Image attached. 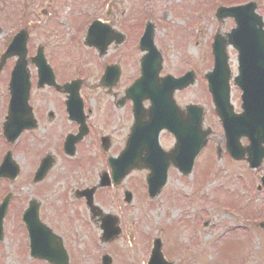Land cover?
<instances>
[{"label":"rangeland","instance_id":"374dc122","mask_svg":"<svg viewBox=\"0 0 264 264\" xmlns=\"http://www.w3.org/2000/svg\"><path fill=\"white\" fill-rule=\"evenodd\" d=\"M77 1L87 2L86 0ZM109 1L99 0L98 9L102 16H105L108 10ZM127 1L122 0L120 3L115 4L114 8H111L110 21H118L117 19L122 14L129 12L125 9L128 6L131 8L132 0ZM155 1L152 8L155 12H151L157 13L156 15L160 18V26L155 29L154 40L156 45L159 46L160 44V49L166 59L162 65L161 73L176 75L180 71L188 69L186 64H189L195 71L199 85H194L183 92L177 93V98L182 101V105L184 103H194L206 109L205 123L214 130L210 141L212 145L209 143L197 157L193 170L194 176L189 175L183 179L176 170L170 168L165 189L151 203L147 202L144 193L143 182L146 171L136 172L133 175L134 179L130 177L122 185V191H124V187L132 191L129 186L131 183V187L133 186L134 189V193H132L136 196V201L132 202L127 210L123 205L122 209L118 208V210H121L123 221L133 222L135 226L127 224L128 230L132 227V230L128 231L130 236L125 232L127 230L124 226L125 233L120 235L118 242L113 243L118 256L114 258V264H146L155 236L160 238L163 256L169 261L181 259L180 264H244L248 261L247 264H264V230L259 227L260 223H264V194L261 196L252 195L255 193V176L258 177L264 173V162L263 167L261 166L254 172L256 174L254 176L244 163L234 162L227 155H224L221 161L218 162L213 149L219 146L223 147V134L217 119L213 118V114L208 113V111L211 112L212 106L210 100L205 96L203 76L212 64L210 45L213 36L211 33L218 27V21L212 15V11L215 6L220 4L221 0ZM260 2L261 9L259 11L264 16V0H260ZM25 3L26 0H0V21L3 25L2 28L4 27L1 28L0 32L1 51L8 36L15 30L13 28L19 18V12L23 11ZM46 6L47 0H37L35 3L34 18L38 21L36 23L38 28H31V34L35 32L32 38V46L41 43V36L45 33H49L51 39L50 33L53 32L44 29L41 15L42 8H46ZM65 10L62 12V18H65ZM89 11H93V8H88L87 12ZM161 16H163V19H161ZM128 18H131V16H128ZM231 26L232 21L230 20H224L220 24L221 29L226 28L227 31ZM58 27L57 22L51 21L50 29ZM36 33L41 35L37 36ZM61 35L66 41L63 47L75 49L69 43L71 33L68 35L64 32ZM50 41L52 42L53 39ZM177 41L180 44H177ZM228 53L230 68L235 69L236 54L230 48ZM62 54L67 64L74 60L79 61L75 50L71 54H67L64 50ZM235 71L236 69L234 73H236ZM131 75L132 72H129L127 77ZM7 76L8 72L0 82V122L4 111V81H6ZM37 95L38 92H36ZM53 100L56 101V98H53ZM235 103L236 99L234 98L233 104L235 105ZM119 116L120 114H115V118ZM43 127L47 126L42 125L39 128L40 130L36 132L40 136L44 133L42 132ZM110 129L111 137H114V141H117L119 135L123 133L120 124L116 129L114 127ZM44 142L48 144L46 140ZM162 143L170 146L172 140L165 135ZM50 145L54 147L56 143L52 141ZM38 153L36 152L32 158H29L28 162L34 161ZM20 158H23V156H20ZM98 166L100 167V165ZM30 167L31 164H27L23 172L27 173ZM57 171L59 175L70 174L61 164L57 166ZM55 180L57 179L55 178ZM15 182L8 184L7 189L13 190L15 188L16 202L14 206L20 207L19 195L25 200L31 195L32 190L27 186L17 190ZM50 183L53 184L52 181ZM81 184H85L84 178L81 182H76L74 186ZM57 186V191L54 192L55 198L64 189L62 181H58ZM107 191L98 193L99 198L103 197L101 202L104 208L108 206L109 209H117L115 202L109 205L110 195L106 194ZM122 191H116L120 194L121 199H123ZM112 195H114L113 192H111ZM116 200L120 201L117 195ZM120 202L123 203V201ZM261 202L262 204H260ZM59 203L58 201L56 204ZM100 207L103 209L101 205ZM18 215V211L12 208L6 217L3 241L0 242V264H13L15 261L18 262L19 257L28 258L29 256L27 254L28 239L21 232ZM233 216L237 220L232 218ZM209 221L211 223L206 226ZM234 223L236 226H233ZM214 234L215 236L210 240ZM70 236L71 248L78 252V254L76 253L78 256L77 264H98L95 255L88 253L89 256L80 258V252L78 251L83 248L84 239L88 238L86 252H94V248L99 246L98 235L94 233L90 237L88 227H83L82 230L73 227ZM110 247L112 248V246H109L105 249L107 248L110 251ZM22 263L25 264L24 261Z\"/></svg>","mask_w":264,"mask_h":264},{"label":"flooded vegetation","instance_id":"af4514ba","mask_svg":"<svg viewBox=\"0 0 264 264\" xmlns=\"http://www.w3.org/2000/svg\"><path fill=\"white\" fill-rule=\"evenodd\" d=\"M69 1L74 2L75 0ZM64 5L65 2H63L62 0H48L46 8L48 12H50V18L56 21L60 17V11L64 7ZM73 5L77 8L78 12H81V4L74 2ZM115 6L116 5H112L111 8H114ZM30 8H34L33 3L30 4ZM75 14H77L75 10L70 12L58 28L52 29L54 30L52 35V43H56V45L58 46L61 45L60 48H57L59 49V51L57 50L55 53V63L57 64L59 72L63 75V78L57 79V84H59L60 86L64 85L65 83L70 81H68V79L71 76H85L92 81H97L98 79L100 80L107 66H117L121 64L122 66H125L127 68L132 65L133 59L130 54L132 52L131 43L134 42L135 25L130 20L117 19L118 21L112 22L109 20L112 15L110 10L106 11L105 16H102L100 13H92V19L89 22L100 21L107 25L97 24L91 28L89 25L86 29V26L88 25V15ZM73 15H75L73 17V20H76L79 23L77 25V28H72L71 25L70 19ZM29 17L31 19L34 18V14L30 13ZM83 23H86L85 26H82ZM34 27L35 26L31 24L30 31L31 28ZM120 27L125 33V37L123 36V41L121 43H119L120 37L118 32L120 30ZM80 30H82V35L78 40V36L81 33ZM60 32H66L68 33V35L71 33L69 37V43L73 45L75 49L65 48L62 46L66 44V41L63 39ZM86 34L88 35V37L86 36ZM37 48L38 47H31L30 53L28 54L27 58L28 66L30 68V81L31 83L34 82L35 84L43 74V72L40 70V64L37 65L36 62H34L33 64L30 62V58H33L37 55ZM64 50L67 54H71L75 50L78 54V59H82L83 63L71 62L67 64L66 61H64V55L62 54V51ZM48 51L50 50L48 49ZM81 67L83 69L82 72H75L79 71ZM71 70L75 71L70 72ZM81 79L84 80L83 78ZM87 81L88 80L86 79L82 81L81 84L80 93H82L83 90H86V92H88L86 94L82 93V104L78 99L74 97L73 94H65L62 92V90L56 91L53 88L37 90L39 93H42L44 91L50 92V95H40V97H37L32 101L31 91L30 104L33 107L34 115L36 113L35 119L38 124H40V127L42 125L47 126L45 131H43V135H45V140L48 142V145H50V142L54 141L56 143L55 148H58L59 152L60 150L62 152V145H64L65 142L68 145L71 144L72 139L70 141L65 140L68 135L70 137L72 134H77L78 132L82 134V140L80 139L77 145H81V155L77 157V153L76 156L72 158L63 156V160L66 163L64 164V169L71 170L72 168L83 167L84 171L88 173V175L92 176L90 184L92 187L94 185V182L96 183V179L102 171V168H99V173L97 170L99 160L102 165V160L104 159V152L101 144V139L104 136L99 132L97 123L100 119L102 120L111 118V114L116 108L120 96L118 91L115 90L118 87V83H116L114 88H112L111 90L102 87L92 90L86 87ZM100 89H102L104 93H101L99 95L92 93L98 92ZM53 98H56V101H54ZM85 100H87L89 104L92 105L95 109L93 115L95 123L93 125H89V123L85 121L88 128V134L86 135H84L85 132L83 129V122H81L80 117L81 107H83V103L85 104ZM44 109H46L47 111ZM6 111L7 105L5 106V110L3 111V116H6ZM23 114H25V116H23ZM71 117H73L74 119H72ZM14 121L16 122L18 127L23 124H29L31 122V119L27 115L26 110H24L16 114ZM37 131L38 128L33 132ZM24 132L28 133L30 132V130H25ZM104 140L105 141L103 142V144L105 145L112 143L111 133L109 130L107 131ZM59 144L61 145V147ZM57 177L60 180L66 182V174H60L57 175Z\"/></svg>","mask_w":264,"mask_h":264},{"label":"water","instance_id":"95a60500","mask_svg":"<svg viewBox=\"0 0 264 264\" xmlns=\"http://www.w3.org/2000/svg\"><path fill=\"white\" fill-rule=\"evenodd\" d=\"M236 21H237V27L236 29H234L230 35V38L228 39V42L234 44V46H236V48L239 50L240 56H241V62L244 61L243 64L247 63L246 65L242 66V68L240 69V72H243V77L245 78V73H248V77H252L249 80H246V83L242 86L246 87V96L245 98H254V99H258L261 102H264V99L262 98L261 94H257V96H252V94H250L249 92H252L250 90V83L255 84L256 80L258 79V77L261 79V83L264 84V68H254V64L259 63L260 66H264V32H262L261 30V20L260 18L255 17L254 18V22L251 24V21H249L248 18H243L240 17L238 14H234ZM253 16V15H252ZM252 25V29H254V35H252V39L250 38V34H249V25ZM248 28V29H247ZM256 41V42H255ZM225 41H221L218 44V48L219 51H215V54L217 52V54H219V57L217 59L218 63H216V69H214V75L210 74V77L212 79V81H210V85H209V90L211 91L212 95H213V99L214 102L216 104L217 107V111L219 112V110H221L222 108H220V106H222V104L226 105V117L230 118V115L228 114V110L229 106L228 105V85H227V79H228V72H226V56H225ZM217 48V49H218ZM246 54V55H245ZM153 57H155V61L157 62L158 60L156 59L157 55L152 53L150 55H148V59H152ZM148 59H147V63H148ZM247 59V60H246ZM248 63H251L252 68H249L247 65ZM146 70H144L142 72V77L140 78V81L138 83V87L140 89H142V91H144V93L146 95H150L151 97L157 98L158 97V102L156 105V108L153 107L154 111V116L156 118H159V114H161V118L162 120L166 121L164 122V126H166L167 128H169L170 131H172L176 138H177V147L167 153L164 154L162 153V163L164 164L163 168H166V165L170 162V161H174L176 158H180L181 157V139L182 137H185L188 139V136L190 137L192 135V137L195 139V146L193 148L192 152H188V150H186V153H189V158L192 160L193 157L195 156V154L200 150L201 147H203L205 145L206 142V131H202L201 130V116L198 115V120L195 122L194 120H191L190 118H186L182 113H178L179 111L177 110V108L174 107L173 105V101H172V92L173 90H175V88H183V85L181 84V81H175V85H173L172 87H170L169 89H167L166 83L161 84L160 86L157 84L156 82V78H157V72L159 70V66L154 68H145ZM222 71L223 74L221 76V81L218 78V72ZM241 74V73H240ZM240 76H238V78L236 79V81H238V83L243 84L240 80ZM191 78V77H190ZM168 79V78H166ZM171 80V79H170ZM189 80V77H188ZM160 81H158L159 83ZM174 83V81H171ZM161 83V82H160ZM223 83V85H222ZM186 84H189V81H186ZM136 87V91L137 88ZM140 92V91H139ZM20 91L17 90V88H15L12 91V95L13 97L11 98V103L12 102H20ZM136 96H139V93H135ZM16 96V99H15ZM222 111V110H221ZM190 114H188L187 116H189ZM174 117V122H171ZM264 123V120H261L260 123L256 124L257 126H259L258 128H254V132H255V137L257 141H260V136H261V132L259 131L260 126H262V124ZM163 126V125H162ZM237 128H234L233 130L235 131ZM251 129V128H250ZM137 134V133H136ZM241 135H247V133L243 132V131H239L237 132L234 137H233V146H234V151L235 153L238 155L239 152V145H238V137ZM186 139V140H187ZM197 139V140H196ZM185 140V141H186ZM184 141V142H185ZM182 142V143H184ZM148 151V149L146 150V152ZM184 153V154H186ZM264 154V150L260 152L259 156L257 158H260L261 156H263ZM141 158V157H140ZM185 159V156H184ZM120 163V162H119ZM121 164V163H120ZM119 164V167H120ZM149 164V163H148ZM149 166V165H148ZM160 166V163H158V167ZM191 167V163L188 164V167L185 168V170L183 171L184 173H188ZM154 168V167H153ZM155 169V168H154ZM159 170V169H158ZM157 171V169H156ZM157 174V173H156ZM155 177V175H154ZM155 180V179H154ZM162 185V182L158 183L156 186L157 190L158 188H160ZM152 186H153V181H152ZM26 223L28 224V222H31L33 224H37V222L35 220H33L31 218V215L26 217L25 219ZM111 231H113L112 229H110ZM34 231V230H33ZM115 231V230H114ZM32 232V231H30ZM39 232V229H38ZM32 235V234H31ZM114 236V234L112 233V237ZM112 237H110V239H112ZM45 241L48 244V247H50L49 244V240L45 239ZM37 245H34V247H36ZM40 249H36L34 251H39ZM55 252V251H53ZM57 254H60L58 252H56ZM44 257H47L46 255H44ZM48 259H50L51 261H57L55 260L53 257L49 256ZM65 258L62 255V261H60L61 263L64 262Z\"/></svg>","mask_w":264,"mask_h":264}]
</instances>
